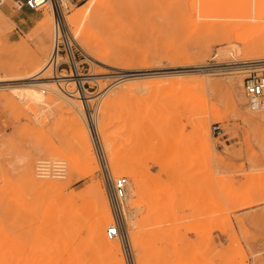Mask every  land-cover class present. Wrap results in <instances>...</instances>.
<instances>
[{
  "label": "rangeland",
  "instance_id": "obj_1",
  "mask_svg": "<svg viewBox=\"0 0 264 264\" xmlns=\"http://www.w3.org/2000/svg\"><path fill=\"white\" fill-rule=\"evenodd\" d=\"M5 2L15 16L0 8V264H264V111L244 87L264 61V0H64L73 72L64 46L51 54L52 5ZM108 172L130 180L115 255L92 232L103 190L104 234L117 238Z\"/></svg>",
  "mask_w": 264,
  "mask_h": 264
},
{
  "label": "built area",
  "instance_id": "obj_2",
  "mask_svg": "<svg viewBox=\"0 0 264 264\" xmlns=\"http://www.w3.org/2000/svg\"><path fill=\"white\" fill-rule=\"evenodd\" d=\"M6 0H0V6L5 3ZM64 0H15V4L18 8H23L25 6L33 9L40 10L44 8L48 3H51L53 10L55 11L56 21H55V35L57 36V43L55 48H57V54H61L64 50L61 48L64 46L65 52L68 60H64L60 63L66 64L71 72L76 69L77 62L76 56L70 48V40L65 41L63 35V23L60 18L61 15V5ZM63 45L60 41L62 38ZM54 61V60H53ZM247 75L244 79V87L247 96L253 102L264 97V61L260 60L257 62L250 63L249 68L246 69ZM107 180L109 185V200L111 203L114 221L107 228V235L109 238L120 237L126 240L125 231L126 222L125 214L127 208V200L129 198V184L130 180L127 176H120L113 178L109 172L107 174ZM264 257V253H263Z\"/></svg>",
  "mask_w": 264,
  "mask_h": 264
},
{
  "label": "bare ground",
  "instance_id": "obj_3",
  "mask_svg": "<svg viewBox=\"0 0 264 264\" xmlns=\"http://www.w3.org/2000/svg\"><path fill=\"white\" fill-rule=\"evenodd\" d=\"M51 5V3H48L47 5ZM52 10V9H51ZM94 16L96 14L93 13ZM50 17L53 18L55 17L54 16V13H51L50 14ZM90 17V16H89ZM85 18V16L83 17ZM82 18V21H84V19ZM50 19V18H49ZM78 16L75 18H71L73 24H77L76 27L78 26ZM90 19V18H89ZM48 21V20H47ZM82 23V22H81ZM48 25V24H47ZM78 28V27H77ZM55 44L57 43V37L55 38ZM231 45V44H230ZM208 48V45H205L204 46V49H207ZM109 50V49H108ZM226 50V49H225ZM57 48H55V46L53 47L52 51H51V54L53 53V57H58L57 55ZM220 51V49H219ZM225 52V51H224ZM110 53V52H108ZM112 54V53H111ZM104 56V55H103ZM114 56V55H113ZM104 59V58H103ZM110 61V60H108ZM119 62V61H118ZM57 67V65L55 64V68ZM36 73H33L31 75H28V76H19L16 78L17 79H29V78H32V76H34ZM63 76H68V75H63ZM36 78V77H35ZM34 78V80H36ZM64 80H71V79H64ZM63 79H59L57 81H55V84L57 85H61ZM49 82V81H48ZM27 84V83H26ZM38 84L39 86L41 85H46L48 83L44 82V83H36ZM28 85V84H27ZM32 85V84H31ZM49 87V86H48ZM51 89H53L54 91H57L56 88H53L52 86H50ZM36 91H31L33 92L32 95L34 96V98H36L37 100L39 101H42L43 98H44V95L41 91H39L38 89V92H37V89H35ZM252 108L253 110H260V111H264V98H261V99H258L256 101H253L252 103ZM90 134V133H89ZM75 136H76V139L78 141V143L81 145V148H82V155H83V158L86 162V165L89 169V171L91 173H93L97 168L98 166L96 165V160H95V157H94V153H93V149H92V144H90V141H89V136H88V133L84 130V129H78L76 130L75 132ZM32 170V169H31ZM135 175V174H134ZM137 176V175H136ZM135 179V178H134ZM36 180V179H35ZM37 181V180H36ZM136 181H139V179H135V184H137ZM41 182L42 184H52L54 185L56 182L54 181H39ZM134 184V185H135ZM135 187V186H134ZM136 188V187H135ZM130 189V188H129ZM133 193L134 192V189H133ZM131 193V194H133ZM97 205H98V215H97V218L96 220L94 221L93 223V228H92V232H93V236H94V239L97 243L101 244L108 252L112 253L113 255L121 252V247H120V238L117 237L115 238L114 240H109L105 234H104V227L106 225V223L108 222V220L111 218V212H110V208H109V204H108V201H107V197H106V194L103 190H99L97 193ZM130 199V190H129V198ZM133 201V200H132ZM129 202V201H128ZM140 258H139V261L143 264L145 261H143V258H142V254H139L138 255ZM117 264H124V260L121 258L120 260L117 261ZM139 264V263H138Z\"/></svg>",
  "mask_w": 264,
  "mask_h": 264
},
{
  "label": "crops",
  "instance_id": "obj_4",
  "mask_svg": "<svg viewBox=\"0 0 264 264\" xmlns=\"http://www.w3.org/2000/svg\"><path fill=\"white\" fill-rule=\"evenodd\" d=\"M14 1H15V0H14ZM0 8H2L3 11H4V13H6L7 15H9V16H11V17H14V16H15V14H14V12H13L11 6L9 5V3H6V2H5L2 6H0ZM23 8H25V9H31V8H29V7H27V6H25V7H23ZM19 9H21V8H19ZM31 10H33V9H31ZM25 20H26V17H21V18H19V19H14V21H16V22L19 23L21 26H23V28H28V31H30V30L34 27V25H30V24H28V25H24L23 23L25 22ZM22 21H23V22H22ZM126 214H127V208H126ZM126 214H125V220H126ZM216 234H219V232H216ZM125 237H126V240H125V241H127V240H128V236H127L126 231H125Z\"/></svg>",
  "mask_w": 264,
  "mask_h": 264
}]
</instances>
